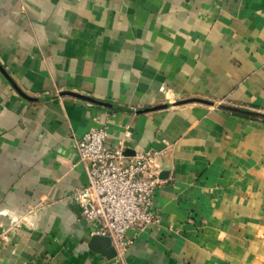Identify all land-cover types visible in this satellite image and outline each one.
I'll use <instances>...</instances> for the list:
<instances>
[{
  "label": "crops",
  "instance_id": "1",
  "mask_svg": "<svg viewBox=\"0 0 264 264\" xmlns=\"http://www.w3.org/2000/svg\"><path fill=\"white\" fill-rule=\"evenodd\" d=\"M103 128L165 151L112 260L68 200ZM0 264H264V0H0Z\"/></svg>",
  "mask_w": 264,
  "mask_h": 264
},
{
  "label": "built area",
  "instance_id": "2",
  "mask_svg": "<svg viewBox=\"0 0 264 264\" xmlns=\"http://www.w3.org/2000/svg\"><path fill=\"white\" fill-rule=\"evenodd\" d=\"M108 137L106 128L92 129L76 142L73 167L83 169L88 183L71 191L68 200L87 221V234L109 238L121 258L160 222L154 208L165 151L146 149L126 157L125 144L131 134L125 131L114 148L106 146Z\"/></svg>",
  "mask_w": 264,
  "mask_h": 264
},
{
  "label": "water",
  "instance_id": "3",
  "mask_svg": "<svg viewBox=\"0 0 264 264\" xmlns=\"http://www.w3.org/2000/svg\"><path fill=\"white\" fill-rule=\"evenodd\" d=\"M68 95L75 96V97L82 98V99H86L83 96H80L77 94H68ZM166 108H169V106H159L157 108L152 109L151 111H158V110H163ZM124 155L126 157H133L135 155L134 146L132 144H130V143L125 144ZM163 176H165V174L162 173L160 176L161 180H163ZM82 183H83V185H87V183H88V180H87V177L85 174L82 176ZM73 212H74L75 216L77 217L81 227L84 230V233H85L84 240L88 244L89 248L91 250H93L94 252L103 255L104 257H106L107 260H112V259L116 258L117 253H116V251L112 245L111 240L109 238L90 237L87 234V230H88L87 221L80 214L78 207H73Z\"/></svg>",
  "mask_w": 264,
  "mask_h": 264
}]
</instances>
